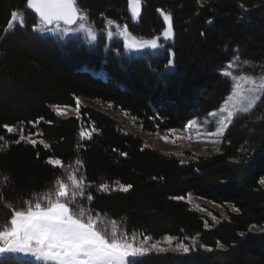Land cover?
Returning <instances> with one entry per match:
<instances>
[{
  "label": "trees",
  "instance_id": "obj_1",
  "mask_svg": "<svg viewBox=\"0 0 264 264\" xmlns=\"http://www.w3.org/2000/svg\"><path fill=\"white\" fill-rule=\"evenodd\" d=\"M141 2L134 22L129 0H78L102 33L92 41L76 33L34 32L39 20L27 0H0V225L10 220V209L25 210V201L34 205L54 192L57 179L71 190L68 175L75 172L87 185L77 203L107 221L109 231L115 226L129 239L171 235L187 245L197 240L187 254L150 253L130 264H264V94L249 113L235 117L217 150L186 151L183 158L147 145L109 111L84 105L77 115L62 117L52 108L96 101L132 116L144 131L166 132L222 105L232 88L222 72L232 60L244 63L242 71L264 73V0ZM158 9L172 15L174 37L161 42L164 49L136 52L122 40H107L109 21L127 25L138 38L162 34L166 24ZM13 11L25 23L6 33ZM169 50L174 66L166 68ZM21 135L40 141L16 143ZM50 156L64 166L47 164ZM101 183L110 191L101 192ZM129 183L127 193L118 190ZM174 196L239 211L207 225L202 213ZM0 264L35 263L4 256Z\"/></svg>",
  "mask_w": 264,
  "mask_h": 264
},
{
  "label": "snow or ice",
  "instance_id": "obj_2",
  "mask_svg": "<svg viewBox=\"0 0 264 264\" xmlns=\"http://www.w3.org/2000/svg\"><path fill=\"white\" fill-rule=\"evenodd\" d=\"M78 0H27V7L34 10L38 15L39 22L33 25V31L39 33H60L61 35L69 32L86 31L92 41L96 40L94 28L87 23V13H81L77 7ZM131 14L134 22H138L141 15V0H130ZM163 15L167 26L163 30V38L171 40L174 37L172 15ZM103 15V14H102ZM6 33L13 30L14 24L24 26L25 20L22 13L13 11L11 13ZM109 25L113 22L109 21ZM208 24L214 23L211 19ZM124 40V47L128 50L143 49H164V45L159 43V38L140 40L137 39L124 25L123 29L117 33ZM201 35H205L203 32ZM107 36L113 37V32L108 31ZM169 59L166 68L174 66V53L169 50ZM230 67V65H229ZM225 77H232L235 83L232 85L230 94L224 99L219 111H213L211 116H219V120L213 133L208 135L217 139L224 136L229 126L234 123V118L241 113H248L259 99L260 92H264V77L259 81L251 76H232L230 71H223ZM243 81L244 83H240ZM79 107V100L77 99ZM58 115L64 116L66 112L60 107H56ZM196 119L189 120L185 128L192 130L197 126ZM8 132H13V128L4 125ZM198 131L199 128L197 127ZM81 137L85 135L82 131ZM90 135V134H89ZM21 141L30 142L33 146L37 144L35 139L28 140L21 135L16 143ZM42 143V141H41ZM45 148L48 145H44ZM126 155V154H124ZM39 157V153H37ZM46 163L54 168H62L64 162L60 158L48 157ZM81 161L77 160L79 165ZM84 177H77L75 172L68 175L71 181L69 185L62 180L55 181L56 189L54 192L46 191L36 200L34 205L30 201H25V210L10 209L11 217L5 225H0V257L6 254H25L35 256L38 260L51 261L53 264H130V258H142L149 254L152 249L157 252L163 251L157 244L153 243L151 248L136 246L129 242L126 233L120 232L115 226L109 231L108 222L101 220L98 215L93 214L88 208L77 203V196L84 197ZM7 183L8 177L3 178ZM264 184V179L260 180ZM133 188L131 183L121 184L119 191L127 193ZM101 192L110 191L109 185L101 183ZM37 194H34V197ZM174 200H184L183 196L171 197ZM91 194L87 195L88 201H93ZM71 205V206H70ZM239 211V209H234ZM10 224V226H8ZM134 239V238H133ZM149 237L144 236L147 243ZM168 244L173 243V237H165ZM177 247L182 249V254L190 252V247L184 243H177ZM194 247V246H193ZM222 248L223 245H220ZM211 251V249H207Z\"/></svg>",
  "mask_w": 264,
  "mask_h": 264
},
{
  "label": "rangeland",
  "instance_id": "obj_3",
  "mask_svg": "<svg viewBox=\"0 0 264 264\" xmlns=\"http://www.w3.org/2000/svg\"><path fill=\"white\" fill-rule=\"evenodd\" d=\"M141 5H142V2H141ZM129 9L131 12L130 0H129ZM162 17H163V15H162ZM132 18H133V16H132ZM87 23L89 25H91L88 21H87ZM165 24H166V22H165ZM17 25H19V24H14V27ZM166 26H167V24H166ZM121 29H123L122 26H118L117 24H113V23L111 25H109V23H108L107 30H106L105 34L107 36V32L112 31L113 37L109 38L107 36V40L110 41L113 39H118V40L124 41L123 38L117 34L118 31ZM95 32H96V38L102 34L101 32H97L96 30H95ZM69 33H73V34L76 33L77 35L84 38L85 40H91V38L89 37V35L87 34L86 31L69 32ZM66 34H68V33H66ZM156 37L159 38V40H158L159 43H161L163 41L167 42V41L173 40V38L171 40H165L163 38V33L160 35H157ZM136 38L140 39V40L148 39V38H138V37H136ZM149 39H152V38H149ZM146 49H151V48L145 47L143 49H133V50L136 52H141V51H144ZM229 65H230V67H229ZM244 66H245L244 63L239 64L238 59H234L224 67L223 71H230L232 73L233 77L234 76H251V77L255 78L258 83H259L260 79L262 77H264V73H261L258 75H252L250 73H247V71H242L239 69V67L241 68ZM97 74H98V76L105 78V73L103 71H100ZM228 78L230 79V81L233 85L235 83V81L232 79V77H228ZM240 83L243 84L244 82L240 81ZM263 94H264V92H260L257 94V95H259V99L256 102V104L261 100ZM78 100H79V107L77 105H76V107L58 106L66 112V115H64L62 117H69V116L77 115L79 112V108L81 106H84V105H92V106L98 107V108L103 109L105 111H109L114 117H116L118 119V121L121 122V124L123 125V127L126 130L132 131V132L142 136V138L146 141L147 145L155 147V148H159V149L166 151V152H169V153L176 154L182 158L185 157L186 151H189L193 154H206L210 151H215L219 148L221 141H222V138H223V137H221V138L217 139L214 136L208 135L209 133H213L215 131V127H216L217 122L219 120V116H211L210 115V113H212L213 111L210 112L209 114H207L206 116H203L200 118H195L197 120L198 124H197V126H194L192 130L187 129V128H185V126H183L181 128L171 129V130L166 131V132L151 133V132L142 130L141 127L139 126V124L137 123V121L132 116H129L125 112L113 111V110H111V107L109 105H103V104L96 102V101H87L85 99L84 100L78 99ZM254 106H253V108H254ZM56 107L57 106L52 107L55 112H56V110H55ZM220 107L214 111H219ZM252 109H250L249 112ZM241 114H247V113H241ZM59 116H61V115H59ZM197 127L199 128L198 131L196 130ZM84 133H85L84 136H88V133H86V132H84ZM27 138L29 140L32 139L30 137H27ZM33 139H35L36 141H40L36 137H34ZM185 200L194 209L198 210L200 213H202L205 216L206 221H207V225L208 224H217L220 220H222L224 218H228V216H229L228 211H235L234 210L235 208H233L231 205L222 206L220 204H217L215 202H212L210 200L200 198L197 196H187ZM252 229L260 230L261 228L254 227ZM133 238L129 239V242L134 243L136 246H140V245L144 244V246L151 248V245L153 243H155V244H157V246L159 248L163 249V251H161V252H164V251L182 252V249L177 247V243H180V242H178L177 239L174 237H173V243L172 244H168L165 240V237L158 239V240H152L149 238L146 244L144 242V237L139 236V237H133ZM188 243H189L188 246L190 248L194 249L195 245L197 244V240L191 239L188 241ZM156 252L157 251L155 249H152L149 252V254L150 253H156ZM5 256H13V257L20 258L23 260L31 261L35 264H53V262H51V261L46 262L43 259L38 260L35 256H32L31 254H29V255L6 254ZM0 258H2V257H0ZM137 258H139V257H137ZM131 259H135V258H130V261H131Z\"/></svg>",
  "mask_w": 264,
  "mask_h": 264
},
{
  "label": "water",
  "instance_id": "obj_4",
  "mask_svg": "<svg viewBox=\"0 0 264 264\" xmlns=\"http://www.w3.org/2000/svg\"><path fill=\"white\" fill-rule=\"evenodd\" d=\"M78 7V6H77ZM37 18H38V15L34 12V10L33 9H31V8H28ZM38 20H39V18H38Z\"/></svg>",
  "mask_w": 264,
  "mask_h": 264
}]
</instances>
